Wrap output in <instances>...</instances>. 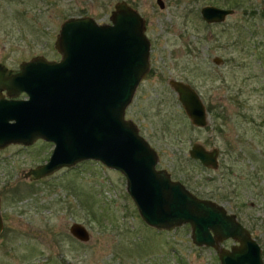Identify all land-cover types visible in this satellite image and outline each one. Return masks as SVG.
Wrapping results in <instances>:
<instances>
[{"label": "rangeland", "instance_id": "1", "mask_svg": "<svg viewBox=\"0 0 264 264\" xmlns=\"http://www.w3.org/2000/svg\"><path fill=\"white\" fill-rule=\"evenodd\" d=\"M116 1L0 0V63L16 68L35 55L58 60L53 42L61 21L87 15L108 23ZM123 1L143 18L149 41V68L124 117L156 151V168L197 197L221 204L245 228L257 222L250 234L260 238L262 249L264 0H162L163 8L155 0ZM204 5L233 12L207 23L199 14ZM168 79L195 90L205 126L190 124ZM192 143L216 148L217 167L188 157ZM51 149L40 139L0 148V264H218L213 249L191 242L187 224L169 231L147 226L124 177L98 161L84 160L37 180L23 177ZM72 222L87 229L86 242L69 234Z\"/></svg>", "mask_w": 264, "mask_h": 264}, {"label": "water", "instance_id": "2", "mask_svg": "<svg viewBox=\"0 0 264 264\" xmlns=\"http://www.w3.org/2000/svg\"><path fill=\"white\" fill-rule=\"evenodd\" d=\"M155 2L163 8L162 0ZM232 12L213 5L199 9L207 23ZM144 30L137 10L120 0L108 23L87 15L62 20L53 42L58 60L35 55L16 68L0 63V148L37 139L52 144L48 159L23 173L29 180L84 160L98 161L124 177L125 191L147 226L169 231L187 224L191 242L213 249L218 264H264L259 244L236 215L156 168V151L124 117L149 68ZM167 84L190 124L205 126V109L195 90L179 80ZM19 94L25 97L16 98ZM187 154L203 167H217L216 148L192 143ZM68 232L80 242L89 239L80 223L72 222ZM225 240L232 241L227 248L221 246Z\"/></svg>", "mask_w": 264, "mask_h": 264}, {"label": "trees", "instance_id": "3", "mask_svg": "<svg viewBox=\"0 0 264 264\" xmlns=\"http://www.w3.org/2000/svg\"><path fill=\"white\" fill-rule=\"evenodd\" d=\"M79 16H83V15H79ZM257 222H252L251 225H247V229L249 230V232H252L254 231V228L256 227V224ZM258 236L256 234L253 233V238L255 240H257V242H260V238H257ZM263 243V244H262ZM261 246H262V249H261V254H264V241L261 242Z\"/></svg>", "mask_w": 264, "mask_h": 264}, {"label": "flooded vegetation", "instance_id": "4", "mask_svg": "<svg viewBox=\"0 0 264 264\" xmlns=\"http://www.w3.org/2000/svg\"><path fill=\"white\" fill-rule=\"evenodd\" d=\"M25 96L23 95V94H19L16 98H20V99H22V98H24ZM52 145V144H51ZM51 152V151H50ZM49 156V155H48ZM48 156H47V158H46V160L48 159ZM46 160H42V162H40V163H38V164H41V163H43L44 161H46ZM37 165V164H36ZM35 166V165H34ZM37 180V179H36ZM0 219H1V230H0V234H1V232H2V230H3V222H2V216H1V205H0Z\"/></svg>", "mask_w": 264, "mask_h": 264}]
</instances>
